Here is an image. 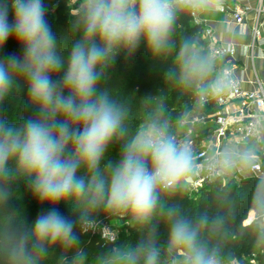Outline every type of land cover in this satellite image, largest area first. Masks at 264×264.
Returning a JSON list of instances; mask_svg holds the SVG:
<instances>
[{
    "label": "clouds",
    "instance_id": "clouds-1",
    "mask_svg": "<svg viewBox=\"0 0 264 264\" xmlns=\"http://www.w3.org/2000/svg\"><path fill=\"white\" fill-rule=\"evenodd\" d=\"M183 2L186 7L204 8L219 0ZM46 12L44 0H0V48L9 40L23 48L22 57L0 60V101L11 94L17 77L22 76L31 103L40 111L39 118L28 119L22 126L0 119V175L5 174L8 161L15 160L18 170L33 178L35 199L55 206L85 191L84 180L76 175L81 167L94 174L96 194H105V180L96 174L97 169L123 130L120 109L96 91L101 69L121 47L134 52L141 39L151 52L163 51L175 8L172 0H82L77 21L80 38L67 60L58 50ZM177 56L182 84L213 71L210 59L197 55L188 44ZM61 73L58 88L53 77ZM210 86L222 90L226 87L224 76H218ZM191 167L186 145H177L155 124L142 126L112 171L108 204L128 208L137 218L147 220L156 204L157 188L176 182ZM256 203L264 207V181L258 187ZM32 235L37 241L75 240L73 223L55 209L35 218ZM172 237L190 244L194 233L178 223ZM154 255L149 256L148 264ZM11 257L18 264H28L23 239L12 249ZM195 264L212 262L198 253Z\"/></svg>",
    "mask_w": 264,
    "mask_h": 264
},
{
    "label": "trees",
    "instance_id": "trees-1",
    "mask_svg": "<svg viewBox=\"0 0 264 264\" xmlns=\"http://www.w3.org/2000/svg\"><path fill=\"white\" fill-rule=\"evenodd\" d=\"M69 1L59 0L55 21L46 13L57 38L58 50L65 60L80 38L77 21L81 12L70 19L66 12ZM191 11L192 8L185 5L176 8L167 47L163 51L151 52L141 39L134 52L129 53L121 47L101 69L96 91L109 97L120 109L123 130V134L113 139L110 150H106L97 169L96 174L105 180L103 197L96 194L92 185L94 174L81 167L76 175L85 182L83 193L55 206L40 203L32 191L33 178L18 170L15 160L8 161L5 174L0 175V264H18L13 261L11 251L22 239L29 257L28 264H79L90 255H115V251L109 248L110 244L84 230V223L95 220L97 214L114 211L126 217H135L128 208L110 206L107 199L108 182L126 145L135 138L142 123L165 127L193 110H205L206 106L199 104L201 92L210 90V85L220 74V68L227 63V59L215 63L210 60L213 71L209 75L194 77L190 84L181 83L177 53L185 44L192 47L195 43H204L203 33L207 28L193 23ZM96 43L99 44V41ZM3 49L6 58L23 56V48L12 40ZM197 55L210 59L208 46ZM61 75L53 77L58 88L61 86ZM15 104L17 125L22 126L28 119L40 117L38 107L29 99L27 83L22 76L17 77L14 95L2 107L5 110L0 119L9 121V111ZM71 147L69 145V151ZM147 166L151 168L150 160ZM262 181L264 163L259 175L242 177L230 184L215 180L196 197L188 196L178 186L168 189L159 186L150 217L139 225L138 230L132 228L131 234L124 233L122 240L115 242L114 246L125 254L115 264H148L153 252L152 264H162L167 254L161 247L180 242L172 237V230L178 223H184L187 231H195L201 238L192 261L177 264H195L198 253L211 261L221 252L229 258L257 253L255 261L264 264V207L256 203L257 190ZM53 209L73 223L74 241L56 238L37 241L32 235L35 218ZM254 209L255 217L248 220L249 212ZM247 220L250 222L246 223Z\"/></svg>",
    "mask_w": 264,
    "mask_h": 264
},
{
    "label": "built area",
    "instance_id": "built-area-1",
    "mask_svg": "<svg viewBox=\"0 0 264 264\" xmlns=\"http://www.w3.org/2000/svg\"><path fill=\"white\" fill-rule=\"evenodd\" d=\"M76 1L82 3V0ZM256 1L258 5L252 33L254 40L259 41V26L264 24V0ZM172 3L175 10L185 5L183 0H172ZM191 8L193 22L200 24L196 17V8ZM230 11L239 25L246 26L245 7L236 3ZM203 38L208 44L212 60L219 62L234 55L232 45L216 42L212 29L206 28ZM221 75L224 76L226 87L222 90L211 87L208 93L199 97V104L205 105V110H193L177 121L159 127L167 136L172 137L177 145H186L192 156L190 170L176 182L162 185V189L178 186L183 188L188 196L196 197L205 186L218 177L240 179L261 173L258 160L252 159V163H244L239 156L230 155L226 148L235 146L245 150L249 143L259 138L264 125V80H258L255 89L245 90L231 67H222L219 76ZM84 230L98 235L105 244L114 243L116 240L115 232L101 220L86 221ZM251 262L254 263V260ZM231 264L240 262L233 260Z\"/></svg>",
    "mask_w": 264,
    "mask_h": 264
},
{
    "label": "crops",
    "instance_id": "crops-1",
    "mask_svg": "<svg viewBox=\"0 0 264 264\" xmlns=\"http://www.w3.org/2000/svg\"><path fill=\"white\" fill-rule=\"evenodd\" d=\"M236 3L241 4L247 10L246 26L239 25L232 16L230 8ZM257 5L256 0H219L204 8L195 7L197 19L200 24L212 29L216 42L230 44L234 47V55L227 59L224 66L232 68L234 75L241 80V85L245 90L255 89L257 81L264 80V24L259 26V41L254 40L252 33ZM253 143L264 147V125L259 138L249 143L245 150L235 146H227L226 150L230 155L241 158L238 153L248 156L252 152L251 149L248 150V147ZM250 212L254 213L253 210Z\"/></svg>",
    "mask_w": 264,
    "mask_h": 264
},
{
    "label": "rangeland",
    "instance_id": "rangeland-1",
    "mask_svg": "<svg viewBox=\"0 0 264 264\" xmlns=\"http://www.w3.org/2000/svg\"><path fill=\"white\" fill-rule=\"evenodd\" d=\"M44 3L47 9L46 13H48L50 17L52 18V20L55 21L58 15L59 0H44ZM213 3H216V2H213ZM68 7H69V10H67L66 12L68 13V17L70 19L75 18L81 12V4L77 2L76 0L74 1L70 0L68 3ZM74 9L78 11H73ZM207 46L208 44L206 40H204V43L203 42L200 44L195 43L194 45H192L191 48L196 54H199L200 51L204 50ZM0 60H6V55H5L3 48H0ZM210 60L213 63L216 62L215 60H212L211 58ZM208 91H209L208 89H204L202 90L201 94L208 93ZM12 95H14V90L3 101H0V114L1 115L3 114L5 110V108H2V107H4L8 103ZM15 107H16V104L13 107V110L9 111V121L15 122ZM147 125L149 124L142 123L140 124V126H138V129L142 126H147ZM171 128H174V126H171ZM250 149L252 152L249 153L248 156L242 153H238L241 156V160L244 161V163H252L254 161L252 159H256L259 161L260 164H263L264 163L263 145L253 143V144H250V146L248 147V150ZM216 180H220L222 184H230L231 182H237L240 179L236 177L229 178L228 176H222V177H218ZM249 215H250V212L248 214V218H247L248 220L254 218V213H253L252 218H250ZM94 217H96L95 220H101L110 228V230L115 232L116 234L115 242L117 240H122V236L124 235V233L131 234L132 228L135 231L138 230L139 225L146 221V220L139 219L136 216L133 218L126 217L124 216V214L117 212V211H114L108 214H102V215L97 214ZM248 220L247 222H250ZM192 233H194V239L190 244L184 241H180L171 246L161 247L162 250L165 251L167 254V259H164L162 264H177V263H187L189 261L190 262L192 261V256L196 252V249H197V243L201 238V236H199L195 231H193ZM115 242L109 245V248L112 249L113 252L115 251L114 253L115 255L113 257L105 253L102 256L90 255V256H87L85 261H81L79 264H115L116 262L121 261L122 257H124L125 254L119 251L117 246H114ZM256 254L257 253L248 255V256L240 255L237 257L229 258L227 257L228 255L226 253L221 252L219 253L217 258L211 259V262L212 264H231L233 260H237L240 262V264H257V262L255 261ZM251 260H254V263L251 262Z\"/></svg>",
    "mask_w": 264,
    "mask_h": 264
},
{
    "label": "bare ground",
    "instance_id": "bare-ground-1",
    "mask_svg": "<svg viewBox=\"0 0 264 264\" xmlns=\"http://www.w3.org/2000/svg\"><path fill=\"white\" fill-rule=\"evenodd\" d=\"M249 216H250V218H252L253 217V212H251Z\"/></svg>",
    "mask_w": 264,
    "mask_h": 264
}]
</instances>
